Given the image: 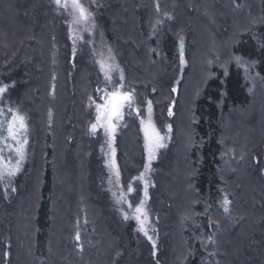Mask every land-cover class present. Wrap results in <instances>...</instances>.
<instances>
[{"label":"trees","instance_id":"obj_1","mask_svg":"<svg viewBox=\"0 0 264 264\" xmlns=\"http://www.w3.org/2000/svg\"><path fill=\"white\" fill-rule=\"evenodd\" d=\"M254 1L86 0L97 30L86 39L93 55L102 59L117 47L126 63L134 106L144 113L146 101L153 100L156 120L173 128V145L154 165L156 180L168 187L165 191L176 203L183 185L189 186L195 201L180 234L166 221L158 254L153 255L150 246L138 244L141 238L133 221L109 216L106 221H88L86 240H77L76 219L83 213L77 217L74 212L79 201L72 196L76 183L86 182L89 200L94 197L98 207L106 205L98 192L102 163L90 137L89 106L96 95L92 69L87 63L70 64L69 43L53 0H0V87L6 86L0 95V115L24 116L26 129L20 139L27 140L19 170L0 178V264H264V0ZM248 13L260 17L249 29L242 21ZM198 26L216 38L220 48L216 53L222 58L213 56L194 70L197 37H204ZM231 33L232 46L228 38V45L220 47L219 36ZM29 38L34 45L26 42ZM181 41L186 68L181 63ZM229 55L255 63L256 79H248L247 85L243 70L228 63ZM31 91L34 98L28 104ZM118 150L119 168L129 182L146 161L137 118L127 119ZM230 150L234 159L224 156ZM190 172V183L177 178ZM79 175L81 182L67 184ZM156 196L172 212L182 206L158 191L152 192L153 204ZM112 210L117 213L113 204ZM249 214L255 219L249 220ZM227 225L232 231L228 234ZM125 241L135 256L130 257ZM178 245L185 255L179 263Z\"/></svg>","mask_w":264,"mask_h":264},{"label":"rangeland","instance_id":"obj_2","mask_svg":"<svg viewBox=\"0 0 264 264\" xmlns=\"http://www.w3.org/2000/svg\"><path fill=\"white\" fill-rule=\"evenodd\" d=\"M255 1L257 2V0ZM80 2L87 9L88 13H90L89 19L86 22L85 21H81L79 23L73 22L74 17L77 14L73 11L71 6H69L68 8L59 7L57 6L55 2H54V5L56 7V13L58 17L60 18V20L62 21V31L64 32L66 41L69 43V58L71 62L70 64L71 65L76 64V63L78 64L82 63L85 65L86 63L89 64L90 69H92L91 75L93 76L94 81L96 83V87H95L96 95L91 100V103L89 106L92 112V115H93L92 123L90 125V135H91L90 137L101 159L102 168H103V171H101V173L99 174L97 173V180H99L98 187L100 188L98 192L99 194L101 193V195H103L106 205L110 203L109 205L111 208L106 209L107 207L106 205L105 207L104 205H101L100 207H98L95 202L96 200L94 197H93L94 201L92 199L89 200L90 196L88 195L86 191L87 189L85 186L86 182L85 184H83V186H78L79 184L77 185L76 183L75 185L76 188L73 190L74 194L72 196L77 198L79 201H77L76 208H75L76 211L74 212H77L79 214L77 215V217L80 216V212L83 213L79 219H76V221H80V223L77 222L79 226V231L77 234H79V239L82 238V241L86 240V236H88L87 232H88V229L90 228V226L89 228L86 226L87 222L92 221L94 223L96 221H102L105 218L107 219L108 216L113 217L114 219H116V221H118V219L122 221H133L136 224L137 234L141 238L140 239L141 241H139L138 244L140 245L146 244L150 246L153 250V255H156L158 254V244H159L160 238H162V236L160 237V235L168 227V226L166 227V224H165L166 221H170L172 224V229L174 230L175 228L174 230L175 233L177 232V234H180V229L183 228V222L186 220V215L191 213L192 205L195 204L194 203L195 201H193L191 197L192 192L189 191L190 189L189 186L188 188H186V186L183 185L184 187L183 192H185L186 195H184L183 192H179V194L181 195H179V198H178L179 200L176 203L174 201V199L176 198L171 196L170 192L168 194L167 191H165V188L168 189V187L161 180L159 179L156 180V177H155L156 173H155L154 165L159 160L160 155L168 151L169 148L171 147V144L173 145L174 131L169 123L167 125L161 126L160 123L156 120V114H155L156 107L153 105V100L148 99L146 101L147 104L144 109V113L139 112L137 108L134 106V100H133L134 93H132L131 89L129 88L128 80L126 78V65H125L126 63H124L122 59L120 58L122 55L119 52V49H117V47H116L117 51L116 50H115L116 52L114 51L116 54L113 52L109 56L108 53L107 55L105 53L103 54L104 57L102 59H97L93 55L92 50H90L92 45L89 44L86 39L87 37L92 36L93 34L97 32V30H95L96 26H95L94 17H93L94 15L91 10V7L86 4L87 3L86 0H80ZM34 11L35 9L31 10V12H34ZM201 12H203L202 15L206 17L207 15L206 11L202 9ZM199 15L200 13L198 14V17ZM259 18H260L259 14L257 13L255 15H251L250 13H248V15L244 16V19L242 21H244V24L246 23L249 29L259 24V20H260ZM206 24L208 25L209 23H207L206 21ZM201 27L198 26V29H200L199 34H203L204 37L203 38L202 36L197 37L200 39V42L194 51L193 58L191 59L193 69L195 67L196 68L200 67L204 63L205 64L208 63V60L213 56H214L213 58H216L217 60H220L222 58L219 55L220 52L216 53V51L220 49L218 48V46H216L217 45L216 38L213 36H210L209 34L210 32L208 29L206 28L202 29ZM241 31L242 30H240V32ZM228 38H229V41L231 42L229 43V45L232 46V42L235 41L232 33L231 35L225 38H221L219 36L218 42L221 43V45L219 46L225 47L227 42H229ZM223 39H225V41ZM28 41L31 42L32 45H34L33 44L34 42L31 40V38H29L26 42ZM222 52L223 54H225L226 49H223ZM36 53L37 52L33 53V55H35ZM26 57H29L28 53H26ZM227 58L229 59L228 63L235 62V64H237V66L243 70L247 85L249 83L248 79L250 80V82L256 79L255 77L257 74H256L255 63H249V62L241 61L239 59H234L233 55H229ZM26 63L30 65L32 63L31 58L28 59ZM101 63L105 65V68L111 69L109 71L110 79H106L105 71L104 69L101 68ZM184 66L185 68L187 66V62L185 63V60H183V67ZM213 67H216V65H214ZM218 67L221 68L220 65H218ZM185 68L182 69V74L184 73ZM37 71L41 72L42 70L38 68ZM202 71H204V68ZM253 71H255V73ZM121 76L123 78H121ZM207 77L208 75L203 77V79L205 80ZM77 78L79 80L81 79V77L79 76ZM84 80H86V77H84ZM37 84L41 86L42 88L43 79L37 80ZM201 86L202 85L200 83L197 84V91H199V88H201ZM176 89L178 88L175 87V91L177 92ZM112 92H117L119 94H129L132 97L131 102L130 103L125 102L123 107L120 109L121 116L119 118L113 119L112 124L115 126L114 132L108 133L105 131V127L100 126V125H98L96 131L93 132L91 126L97 123V115H98L97 105H105L106 101L109 99L110 94ZM33 98H34V92L32 93L31 91V94L29 92L26 98V102L30 104ZM149 102L151 103V113L150 114H149V108H148ZM39 103L41 104L42 102L39 101ZM174 105L175 104H173L170 107L171 117L173 115L172 113H173ZM39 109H40V106H39ZM36 115L39 117L41 113L37 112ZM149 115L151 117V122L156 132H158L159 135L164 138L161 141V143L164 146L158 147L155 149L153 158L151 160H149L148 140L146 139V136H145V125L147 124L149 120ZM130 116H133L139 120L140 130L143 136L146 161H145V165L142 171L138 175H135L131 179V181L126 182L119 168L118 148H119L120 137L126 127V121ZM9 117L10 115H8L7 113L3 114L2 116L0 115V122H3L2 127H0V137L3 138V139H0V150H2L0 151V155L1 154L3 155L2 160H3V163L7 167H14L15 165H12V164H15L14 161L16 159V156H15L14 151H12L9 146L15 147V141L8 139L7 122L11 120V118ZM24 120H25V117H24ZM102 123H106V122L102 121ZM25 125H26V122H25ZM68 125L69 127L75 126L72 124H68ZM20 136L21 134H19V138H21ZM187 148H188V145L185 144L183 146V149L186 150ZM113 150H114V154H113ZM25 153H26V146L24 145V154ZM224 156L226 158L227 157H230L232 159L235 158V155L234 153L231 152V150L229 152H226ZM113 161H114V164H113ZM23 162H24V159L21 163ZM180 163H182V159ZM146 166H147V171H146ZM117 171L119 173L118 176H117ZM177 175H179L177 176V178L184 179L187 183L188 182L190 183V179L193 177V172H190V174L181 173ZM263 175H264V156H263ZM4 176L7 177L8 175L5 174ZM70 180L71 181H69L67 184L73 185L74 181L78 182L80 180L81 182L82 178L79 175L75 180L74 178H71ZM129 186H131V189H132L131 191H129ZM153 191H155L156 193L158 191V193L161 196L163 195L165 199L172 200L176 204L182 203L181 204L182 206L179 209L175 207L176 208L175 212L174 210L172 212L171 211L172 207L170 205H166V203H164L163 200L158 201L157 196H156V202L154 203L155 204L154 206L153 200H152ZM177 196L178 194L176 195V197ZM99 198L100 196L98 195V199ZM86 201L88 202V205H89V208H87L88 211H86ZM112 204L115 205L117 213L112 210ZM228 206H229V203L227 205H223V208L224 209L225 207L228 208ZM138 207L142 208V213H137L136 209ZM86 213L88 214L89 219L88 217H86ZM169 213H172V214L174 213V215L170 216ZM58 216L59 215L57 214V218ZM137 217H139V219H137ZM174 218L177 219V221H179L178 226H175L176 224H175ZM254 219L255 218L253 217V214H249V220H254ZM142 222H143L144 231H141ZM249 222H254L258 224V221H248V223ZM230 225L226 226V228H228L227 230H225L227 232L226 234L232 232L230 230L232 225L231 226ZM145 232H147V235H145ZM58 233L60 234V230ZM249 233H250V229H248V234ZM165 236H172V233L170 235L169 234L164 235V238H166ZM149 237H151V239H149ZM122 241L123 240L121 241L119 240V243L122 244ZM204 244L207 245V242L204 241ZM153 245H155V247H153ZM88 247L90 248V245H88ZM124 247L126 248L127 252L128 250H130L126 241L124 242ZM140 247L142 246H139L138 254L142 255L144 253H142L143 250ZM181 248L182 247L178 245V249L180 250L179 254L176 255L178 257V260L176 262L178 263L181 262L182 255L184 254ZM129 253H130V257L131 255L135 256L134 254L135 252L132 253L130 250ZM184 256L185 255H183V257Z\"/></svg>","mask_w":264,"mask_h":264},{"label":"snow or ice","instance_id":"obj_3","mask_svg":"<svg viewBox=\"0 0 264 264\" xmlns=\"http://www.w3.org/2000/svg\"><path fill=\"white\" fill-rule=\"evenodd\" d=\"M54 2L59 7L68 8L71 6L73 11L77 14L74 17V23H79L81 21H87L89 19L90 13H88L87 9L82 5L80 0H54ZM159 23V21H157ZM181 63H183V41H181ZM101 68L105 71V77L106 79H110L109 71L110 68H105V65L101 63ZM121 78H123L121 76ZM6 90L5 87H0V94H3ZM175 91V89H173ZM132 97L129 94H119L117 92H112L110 94L109 99L106 101L105 105H97V123L93 124L92 131L95 132L97 129V126H104L105 131L108 133H112L115 131V126L112 124V121L114 118H119L121 116L120 109L123 107L125 102L130 103ZM149 108V114L151 113V103L149 102L148 105ZM2 111V110H0ZM11 112V109H9ZM171 115V111L169 112ZM102 121L106 123H102ZM143 123V121H142ZM3 122H0V127H2ZM26 129L25 120L22 115H19L18 113H14L11 117V120L7 122V133H8V139H11L12 141H15V147H11V150L14 151L16 156L15 166L14 167H7L4 163L2 158H0V178H2L5 174L8 176H12L15 174L16 171L19 170L20 164L24 159V145L27 143L26 139L21 140L19 138V134L22 130ZM145 136L148 140V152H149V160L153 158L154 151L158 147H163L164 145L161 143V141L164 139L159 135L158 132H156L154 126L151 122V117L149 115V120L147 124L145 125ZM0 139H3L0 137ZM2 151V150H0ZM114 154V150H113ZM114 164V161H113ZM147 171V166H146ZM119 175L117 171V176ZM143 175V174H142ZM131 186H129V191H131ZM229 201L227 199L224 200V204L227 205ZM226 212L228 211V208L225 207L224 209ZM137 213H142V208L138 207L136 209ZM139 219V217H137ZM141 231H144L143 229V222ZM145 235H147V232H145ZM77 240H79V234H77ZM151 239V237H149ZM210 242L212 241L211 237H209ZM155 247V245H153Z\"/></svg>","mask_w":264,"mask_h":264}]
</instances>
